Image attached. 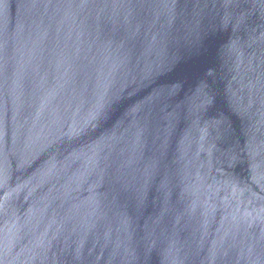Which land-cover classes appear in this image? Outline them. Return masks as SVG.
Returning a JSON list of instances; mask_svg holds the SVG:
<instances>
[{
  "label": "water",
  "instance_id": "95a60500",
  "mask_svg": "<svg viewBox=\"0 0 264 264\" xmlns=\"http://www.w3.org/2000/svg\"><path fill=\"white\" fill-rule=\"evenodd\" d=\"M0 264H264V0H0Z\"/></svg>",
  "mask_w": 264,
  "mask_h": 264
}]
</instances>
